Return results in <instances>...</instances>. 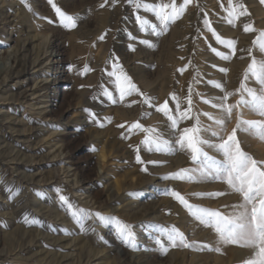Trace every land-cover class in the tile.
<instances>
[{"label":"rangeland","instance_id":"rangeland-1","mask_svg":"<svg viewBox=\"0 0 264 264\" xmlns=\"http://www.w3.org/2000/svg\"><path fill=\"white\" fill-rule=\"evenodd\" d=\"M54 2L78 17L75 28L60 24L48 0H0V264H244L253 258L252 248L219 243L214 229L196 220L170 193L178 191L191 204L226 214L242 202L239 194L222 181L199 179L195 172L192 180L161 177L197 168L190 153L175 145L179 131L197 116L202 125L218 130L203 115H220L204 102L223 95L209 81L221 82L230 92L240 86L251 61L247 49L256 54L253 41L264 31V2L232 0L243 4L247 15L230 24L229 0H192L167 28L127 0ZM141 3L168 4L165 12L170 13L173 0ZM175 3L179 7L183 0ZM137 15L154 23L160 34L151 27L141 30ZM205 19L223 39L236 41L229 61L211 51L215 47L231 55L216 43ZM246 23L254 31L245 32ZM116 64L123 69L117 75L129 76L139 93L120 98L116 77L108 75ZM221 67L228 71H219ZM247 83L259 90L254 79ZM190 94L193 119L171 129L156 109L167 101L177 115L172 96L183 111ZM146 97L151 105L144 103ZM237 99L233 95L227 102ZM240 111L244 119H262L248 108ZM136 123L142 128H133ZM236 124L234 110L221 134L226 138ZM143 128L155 129L152 135H161L172 147L149 151ZM202 135L217 141L210 132ZM237 138L243 151L264 161V140L239 131ZM137 155L144 163L137 162ZM215 192L223 194L197 195ZM78 209L92 215L77 222L72 212ZM96 213L114 219L106 223ZM117 221L133 229L134 243L121 240ZM172 227L189 246L165 241V252L154 237L161 228ZM118 246L125 253L121 262L114 253ZM238 253L241 259H235Z\"/></svg>","mask_w":264,"mask_h":264},{"label":"snow or ice","instance_id":"snow-or-ice-1","mask_svg":"<svg viewBox=\"0 0 264 264\" xmlns=\"http://www.w3.org/2000/svg\"><path fill=\"white\" fill-rule=\"evenodd\" d=\"M48 2L56 12L61 25L67 28H75L77 26L78 17L66 14L57 6L54 0H48ZM127 2L133 5L137 10L143 9L146 12L153 13L162 26L167 28L168 24L178 18L185 6L190 4L192 0H183V3L180 4L179 7L175 3V0H173L170 13L165 12V9L169 8L168 4L149 5L148 3H141V0H127ZM262 2H264V0H262ZM103 6L102 4L101 7ZM228 15L232 17V19L228 20V23L231 24L235 19H239L240 16L247 15V9L243 4L233 5L232 0H229ZM136 23L141 30L151 27L153 34H160V32L157 31L156 25L147 18L137 15ZM203 23L204 26L212 32L216 43L223 45L226 49H230L231 55L210 46L211 51L215 53L219 59L229 61L231 56L236 52V41L223 39L216 30L212 28L207 19H205ZM243 30L245 32L254 31L252 25L247 23L244 24ZM129 35L131 39H136L135 36ZM100 39H104V37L101 36ZM140 42L145 44L149 43L144 40ZM253 46L256 48V54H253V48L247 49V55L251 58V61L237 89L230 92L226 90L224 84L221 82L209 81V83L216 89H219L223 95L214 97L211 100H205L204 102L210 103L213 108L219 109L220 115L214 116L211 113H204L203 115L213 121L218 130H213L211 126L206 127L202 125L197 116L194 124L189 127H184L179 131V136L175 141V145L190 153L191 160L197 165V168L195 170L181 169L179 172L165 175L161 177V179L192 180L194 179L195 172L199 173V179L218 180L226 183L233 192L239 194L242 198V202L233 205V211L227 214L220 210L191 204L178 191H172L170 194L184 205L189 213L201 224L214 229L219 243L235 244L254 249L253 258L248 259L244 264H264V161H258L243 151L240 141L237 138V132L239 131L264 140V31H261L253 41ZM241 51L244 50L241 49ZM113 67L116 70L109 72L108 75L110 77H116V90L119 92L121 99L125 96L132 95L133 92H140L129 76L126 74L122 76L117 75V71L123 73V69L119 68L118 64ZM213 67H215V65H213ZM219 71L226 73L228 69L221 67ZM250 79H254L255 82L260 85L259 90L248 85L247 81ZM102 94L111 99L110 92L104 91ZM141 95L143 94L141 93ZM233 95H239V99L234 103H228L227 101ZM172 99L176 101L177 115L172 114V110L169 108L167 101L156 110L164 113L170 122L171 129L175 130L182 120L193 119L190 115L192 100L190 94L187 100L189 107L181 111L178 97L173 95ZM144 103L151 105V98L146 97ZM243 108L250 109L262 119H244L243 113L240 111ZM234 110L237 112V124L225 138L221 133L224 131L227 119L232 116ZM121 127H123V125H121ZM132 127L142 128V125L136 123ZM143 131L149 134L143 141L144 144L149 146V151L152 150L153 146L157 152H162L172 147L168 140L161 139L159 135H152L156 131L155 129L143 128ZM207 132H210L212 137H216L217 141L214 142L202 135V133ZM205 148L214 150L221 158L217 159L209 155ZM91 150L95 151L96 149L93 148ZM136 160L138 163H144L139 155H137ZM144 171H147V168H145ZM222 194L223 193L215 192L200 193L197 195L218 197ZM59 200L70 209L72 208V205L64 195H60ZM72 215L76 217L77 222H79L81 218L90 217L92 214L83 209H78L77 211H73ZM95 216L98 220L106 223H111L114 219L113 217L102 216L100 213H96ZM117 225V234L120 236L121 240L125 243H134L136 233L133 229L129 225L119 221H117ZM165 241L171 246H175L177 241L184 244L185 247L189 246L185 241L184 234L175 227L170 229L161 228L159 233L154 237L155 244L166 252L167 247H165ZM216 250L219 251L218 248Z\"/></svg>","mask_w":264,"mask_h":264},{"label":"bare ground","instance_id":"bare-ground-1","mask_svg":"<svg viewBox=\"0 0 264 264\" xmlns=\"http://www.w3.org/2000/svg\"><path fill=\"white\" fill-rule=\"evenodd\" d=\"M233 32V31H232ZM229 35V34H228ZM241 44V43H240ZM244 46V45H243ZM201 51V50H200ZM57 61V60H56ZM58 68V67H57ZM22 73H24V70L21 72V74ZM43 88V87H42ZM161 136V135H160ZM159 157V156H158ZM104 158V152L101 150L100 151V159H103ZM163 159V158H162ZM103 161V160H102ZM155 203V202H154ZM157 203H158V201H157ZM161 206V205H160ZM154 208V210L156 209V206H154L153 207ZM152 208V209H153ZM156 211V210H155ZM153 212V211H152ZM110 238V237H109ZM106 239V238H105ZM111 240V239H110ZM108 241V240H107ZM109 248H111V247H109ZM109 248H108V250H109ZM116 248V247H115ZM114 249V248H113ZM112 249V250H113ZM114 253H115V255L118 257V258H121L120 259V262L121 261H123L124 260V258H125V253H124V249L123 248H121L120 246H118L116 249H115V251H114ZM241 257H242V255H241V253H238L237 255H236V258L235 259H241ZM134 264V263H133Z\"/></svg>","mask_w":264,"mask_h":264}]
</instances>
